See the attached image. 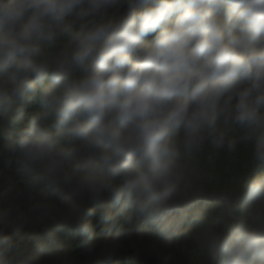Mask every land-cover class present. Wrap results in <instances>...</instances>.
<instances>
[{"label": "clouds", "instance_id": "1", "mask_svg": "<svg viewBox=\"0 0 264 264\" xmlns=\"http://www.w3.org/2000/svg\"><path fill=\"white\" fill-rule=\"evenodd\" d=\"M0 121V264L73 228L95 253L92 217L106 252L137 220L202 264H264V0H0ZM240 149L217 180L208 154Z\"/></svg>", "mask_w": 264, "mask_h": 264}, {"label": "trees", "instance_id": "2", "mask_svg": "<svg viewBox=\"0 0 264 264\" xmlns=\"http://www.w3.org/2000/svg\"><path fill=\"white\" fill-rule=\"evenodd\" d=\"M37 108L38 105L34 103L26 113L24 122H27L30 114ZM0 125L6 126L2 121ZM245 159L246 152L243 149L238 150L231 157L223 152H210L205 159V164L217 180L229 181L237 178ZM9 173L8 154L0 153V193L10 187L6 182ZM21 187L23 182L21 178H17L15 188ZM90 219L95 225L93 239V243L97 245L95 253L86 252L88 242L73 228L64 233H58L55 243L45 251L37 249L41 264H54L56 254L62 251L74 257L75 264H202L190 245L180 241L161 240L156 237L150 226L137 220L125 226V231L119 237L115 250L106 252L103 246L106 241L114 238L115 232L109 231L108 225L99 223L97 217ZM47 223L49 227H53L51 221ZM23 234L26 243L32 249H36L37 244L45 242L46 239L42 228L34 229L26 226Z\"/></svg>", "mask_w": 264, "mask_h": 264}]
</instances>
